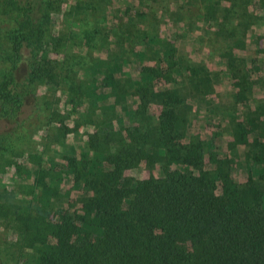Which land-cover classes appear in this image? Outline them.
Returning a JSON list of instances; mask_svg holds the SVG:
<instances>
[{
    "label": "trees",
    "instance_id": "16d2710c",
    "mask_svg": "<svg viewBox=\"0 0 264 264\" xmlns=\"http://www.w3.org/2000/svg\"><path fill=\"white\" fill-rule=\"evenodd\" d=\"M224 1L202 0L201 23H217L222 18ZM61 3L0 0V103L3 99L11 104V99L29 95L31 107L40 102L43 112L36 116L38 123L31 128L32 134L45 119L50 123L67 119L73 129L92 127L94 144L88 140L78 148L86 147V151L76 153L58 141L55 146L61 152L51 164L41 159L42 153L34 147L29 155L23 150L6 155L0 152V171L12 166L15 173L10 188L0 189V264H18L24 253L31 254V264H264V104L255 114L242 111L241 131L236 128L242 138L236 146H242L247 156L241 168L244 181L234 179L231 164L224 157L219 164L209 163L208 169L214 170L208 173L194 168L187 171L177 157L179 149L172 148L176 142L170 143V132L186 135L189 108L185 98L196 99V92L205 84V92L210 90L209 81L199 74L201 66L175 64L176 69L170 71L179 84L174 82L170 89L155 91V73L142 64L144 49L120 54L106 45L104 63L98 56L87 59L67 78L65 73L71 68L63 60H75L76 52H70L67 40L54 39L45 32L46 22L59 14ZM259 7L264 14V0ZM84 11L92 13V7ZM255 15L254 22L239 32V38L230 33L233 42L219 53L226 63L245 65L233 50L242 49L239 41L245 47L243 36L250 27L264 23V18ZM86 17L66 18L77 27ZM110 36V42L116 45L114 34ZM151 41L161 43L148 37L138 45L151 46ZM163 47L162 59L167 66H174ZM21 51L29 53L28 63L22 61ZM129 63L138 64L136 76L123 70ZM20 64L25 65V72L20 71ZM23 80L29 84L27 94L17 89ZM254 85L260 84L251 81L250 93ZM180 90L186 92L185 97L179 95ZM153 102L163 106L154 122L147 114V105ZM15 111L10 108L2 116L14 124ZM232 113L228 114L229 127L234 123ZM86 115H93V120L84 119ZM252 116L258 120L252 122ZM137 118L151 121L142 136L136 128ZM208 138L206 145H199L198 158L213 147L225 152V144L218 137ZM147 152L155 157L160 180L137 181L120 176V170L132 167L134 158L139 160ZM167 167H172L170 172ZM73 190L90 192L86 202L84 196H78L82 213L76 217L61 208L67 207L69 201L64 200ZM22 194L31 196L29 206L19 201L18 195ZM16 199L19 204L14 203ZM66 217L72 220V228L57 224Z\"/></svg>",
    "mask_w": 264,
    "mask_h": 264
},
{
    "label": "rangeland",
    "instance_id": "374dc122",
    "mask_svg": "<svg viewBox=\"0 0 264 264\" xmlns=\"http://www.w3.org/2000/svg\"><path fill=\"white\" fill-rule=\"evenodd\" d=\"M259 5L263 6V0H226L221 7L222 18L217 19V23L213 21L201 23L202 0H62L59 14L46 22L45 32L53 36L54 39L59 37L62 40H67L68 47L71 49L70 52H76V62L71 58L63 60L64 65L71 68L65 73L67 78L71 77L72 70L76 71L77 67L87 59L98 56L99 61L104 63L103 47L106 45H110L113 50L120 54L126 53V51L139 50L140 47L144 49L145 60L142 64L155 73L152 79L155 91L170 89L175 86L174 82H178V79H174V74L170 71L171 68L182 66L181 63L184 62L199 64L202 72L199 74H203L205 79L209 81L210 90L208 93L205 92L207 90L205 84L196 92V99H191L189 96L185 98L189 108L188 131L185 132L186 135H182L180 131L170 132V143L173 145L176 142L172 148L179 149L177 157L184 162L187 171L194 168L203 173L209 170V163L216 162L219 164L224 157L226 163L231 164L234 179L242 182L246 176L241 168L244 169V161L246 162L247 156L243 155L242 146H236L237 141L242 139L239 138L236 128L241 131L242 111L243 114L247 113L246 110L255 114V110L260 104H264V23L261 22L250 27V31L243 36L246 42L245 47L242 46V41H239L242 49L233 50L237 56L242 57L240 61L245 64L244 66L236 61L226 63L219 53L223 52L227 45L233 42L232 38L229 39L231 32H234L235 38H239V32L254 22L253 14L260 15L261 17L255 15L258 19L264 18V14L259 10L261 9ZM90 6L92 13L84 11L85 7L88 9ZM69 15L72 19H79L85 15L87 17L80 21L76 27L72 20H67L66 17ZM111 33L114 34L112 40L117 41L116 45H112L113 42H110ZM226 36L228 37L226 38ZM148 37L161 40V43L160 41H151V46L138 45L142 39ZM163 40L165 41L164 47L162 45ZM108 42L109 44H107ZM159 43L171 54L169 57L172 58H169V61L173 60L174 66H167L162 59ZM87 44L88 48L86 49ZM228 50L226 51L229 52ZM21 54L22 61L28 63L29 53L21 51ZM228 64L231 65L230 69ZM137 68L138 64L129 63L123 67V70L129 72L131 76H136ZM25 70L23 64L20 71L25 72ZM253 80L258 81L260 85L252 86V93H250L249 84ZM21 84L22 86L18 85L17 89H22L21 94H27L29 84H25L24 80ZM36 91L37 94L41 92L40 88H37ZM172 91L175 92V89ZM179 95L185 97L186 92L180 90ZM20 97L22 99H11V104L4 103V100L1 99L0 152H3V155L19 150H23L29 155V149L34 150L35 148V151L42 153L41 159L51 164L57 160L61 152L55 146L58 141H63L66 149L72 148L76 153L86 151V147L78 150L79 147L84 146V142L89 140L92 145L94 144L91 138L94 132L92 127L85 125L73 129L67 119L56 121L57 123L46 122L45 119V123L41 124L40 129L36 130L37 132L33 131L32 134L31 128L38 123L36 116H41L43 113L40 109L41 104L38 102L31 107L29 95H20ZM61 97L64 98L63 95ZM10 108L16 110L15 114H12L16 118L14 124H10L2 116L4 111L10 112ZM49 109H51L50 106ZM141 109L139 107V111ZM147 111L149 118L154 122L163 111V106L160 103H149ZM232 111L234 112V123L229 127L227 125L228 118L231 116L228 114H233ZM60 112L62 113V111ZM90 117L93 120V115H86L84 119ZM252 117V122L258 120L257 117ZM137 119L139 120L137 127H135L142 136L146 128L151 127V121L142 118ZM209 136L218 137V140L224 142L226 150L222 153L220 149L213 147L207 152L209 159L205 154H201V157L198 158L196 151L199 145H206V139H209ZM216 138L214 140L219 142ZM188 141L190 144H187ZM238 144H241V141ZM144 149H146V145H144ZM151 153L141 154L139 160L135 157L132 162L134 165L120 170V176L137 181L160 180L162 178L161 173L158 171V165L154 164L155 157ZM77 158L79 159L81 156L78 154ZM57 163L62 164L65 161H57ZM233 168H235L234 171ZM13 169L14 167L11 166L0 171V189L3 186L9 189L10 185L13 184L12 178H15ZM167 169L170 172L172 167H167ZM79 195L84 196V202L90 198V192H75L73 190L67 195V200H64V202L69 201L67 207L66 205L61 207L62 211H66V214L71 217H76L82 213L81 205L77 200ZM18 199L19 201L24 200L23 205L28 204L29 206L31 196L22 194L18 195ZM13 201L20 203L17 199ZM22 220L24 219L22 218ZM57 224L72 228V220L68 221L67 217ZM31 263V254L24 253L18 264Z\"/></svg>",
    "mask_w": 264,
    "mask_h": 264
}]
</instances>
